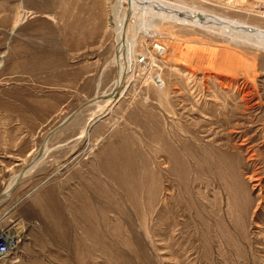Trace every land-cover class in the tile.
I'll use <instances>...</instances> for the list:
<instances>
[{"label":"rangeland","instance_id":"obj_1","mask_svg":"<svg viewBox=\"0 0 264 264\" xmlns=\"http://www.w3.org/2000/svg\"><path fill=\"white\" fill-rule=\"evenodd\" d=\"M166 1L264 29V0ZM125 6L0 0V192L85 104L0 200L14 243L0 264H264V52L132 26L146 66L91 123L117 77L109 13Z\"/></svg>","mask_w":264,"mask_h":264},{"label":"bare ground","instance_id":"obj_2","mask_svg":"<svg viewBox=\"0 0 264 264\" xmlns=\"http://www.w3.org/2000/svg\"><path fill=\"white\" fill-rule=\"evenodd\" d=\"M117 1H122L126 4L121 12L111 11L109 13V16L112 15L113 17V20L111 18V20L113 21L111 25L115 33V42L117 44L115 45L116 50L113 56V62L117 66V77L114 80L112 89L110 91H104L100 94L95 95V97L93 96L91 101L89 100L90 103L88 105L94 107L88 119L89 121L94 120L92 119V117L97 115V113H94V111H102L104 108H106V106L115 101L119 97V95L122 94L123 90L126 87L127 79L131 74L129 72H131L130 67L133 63V58L138 54L132 49V45L130 44L131 40H129L127 36V31H129L130 27L132 26L136 28L137 32H141L145 29H153L155 25L163 20L174 21L186 25L197 26L208 32L215 31L218 34L222 35V37L228 42L245 47L247 46L256 51L264 52V29L259 26L250 25L239 20L227 19L225 17L216 15L206 10L197 9L195 7L178 6L166 0ZM151 23L152 26L149 27ZM147 60L148 59H146L145 57V64ZM73 118L74 115H71L69 120L64 123V125L70 122ZM64 125H62L61 127H63ZM61 127L57 128V130ZM84 132L85 130L83 127L80 135H82ZM44 143L38 154V157L35 158L30 165H28L21 176L27 173L35 165L36 161L47 152L48 147H44ZM20 171L21 169H19L12 175L3 192H0V194H2L0 200L5 198L9 194L8 189L16 180ZM92 212L93 219H96L97 223L100 224V214L96 211V209L95 211L92 210L91 213ZM94 230L96 232H94L96 235H102V231L104 230V228H102L100 224L97 225Z\"/></svg>","mask_w":264,"mask_h":264},{"label":"built area","instance_id":"obj_3","mask_svg":"<svg viewBox=\"0 0 264 264\" xmlns=\"http://www.w3.org/2000/svg\"><path fill=\"white\" fill-rule=\"evenodd\" d=\"M162 48L160 46L155 47V51L160 53ZM145 56V55H144ZM138 53L133 58V66H146L145 64V57ZM14 248L13 239H8L3 233L0 234V257L6 256L8 252H10Z\"/></svg>","mask_w":264,"mask_h":264},{"label":"water","instance_id":"obj_4","mask_svg":"<svg viewBox=\"0 0 264 264\" xmlns=\"http://www.w3.org/2000/svg\"><path fill=\"white\" fill-rule=\"evenodd\" d=\"M83 105H85V104L80 105L78 108L82 107ZM78 108H77L74 112L72 111V113H70L69 115H67L66 117H64V119L61 120V121L59 122V124H57L56 126H54L53 128H51V129L47 132L45 138H46L50 133H52L55 129H57V128L61 127L62 125H64V123H66V122L69 120L70 116H71V115H74V113L78 110ZM93 121H94V120H92L91 123H92ZM45 138H44L43 142L41 143L39 149L37 150L35 156L33 157L32 161H33L35 158L38 157V154H39V152H40V150H41V148H42V145H43V143H44V141H45ZM32 161H31V162H32ZM31 162L25 164V165L21 168V171L19 172V175L17 176L16 180L13 182V184H12V185L10 186V188L8 189V192H9V193L12 191V189H13L14 186L17 184V182L20 180L23 171L26 170V168L28 167V165L31 164ZM1 195H2V194H0V198L2 197Z\"/></svg>","mask_w":264,"mask_h":264}]
</instances>
